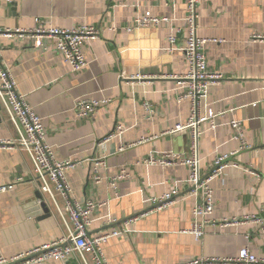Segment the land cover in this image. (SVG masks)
Segmentation results:
<instances>
[{
	"label": "crops",
	"instance_id": "1",
	"mask_svg": "<svg viewBox=\"0 0 264 264\" xmlns=\"http://www.w3.org/2000/svg\"><path fill=\"white\" fill-rule=\"evenodd\" d=\"M150 14L166 18L159 27L134 28L135 19ZM198 35L206 46L208 69L222 79L203 98L201 114H224L217 128L203 125L199 141L203 177L218 157L230 156L228 167L215 178V213L197 239L190 233L197 203L189 195V169L142 163L165 154L189 155L190 134H171L185 124L191 101L179 98L187 84L186 34L171 50L169 37L183 27L187 0H0V29H33L40 21L59 29L93 26L98 38L85 43L88 66L79 73L53 48L0 38L2 59L20 93L42 118L46 142L57 160H80L66 173L72 196L106 203L93 215L90 235L122 229L135 218L131 233L103 246L107 264H189L207 258H230L248 247L264 258V0H199ZM81 98L109 100L92 118L74 110ZM151 105V113L144 104ZM244 125L246 149L229 126ZM118 125L126 129L107 145L99 144ZM20 132L0 101V258H13L68 235L60 209L64 200L40 189L29 154L18 143ZM11 142V145L4 144ZM123 148V150H120ZM104 155L105 177L122 166L131 174L114 194L108 179L94 183L91 160ZM178 190L180 196L155 210L154 199ZM50 210L46 217L42 204ZM66 217V216H65ZM254 218H260L258 224ZM239 220L222 226V220ZM249 219V220H248ZM87 264H97L86 255ZM75 254L47 264H86Z\"/></svg>",
	"mask_w": 264,
	"mask_h": 264
},
{
	"label": "built area",
	"instance_id": "2",
	"mask_svg": "<svg viewBox=\"0 0 264 264\" xmlns=\"http://www.w3.org/2000/svg\"><path fill=\"white\" fill-rule=\"evenodd\" d=\"M198 1L187 0V15L183 27L174 28L169 37L171 50L178 45L179 37L186 34V59L189 63V71L182 79L187 84L185 92L180 100L191 101V114L185 124H178L171 134L189 133L191 136V150L189 155L165 154L160 157H149L142 163L161 166H185L189 169V195L195 197L197 203L193 209V223L190 233L197 239L204 235V226L210 222L209 217L215 213L214 190L212 181L221 176L228 167L237 168V164H229L231 157H218L213 165L212 171L205 177L201 174L199 141L204 134L203 125L210 122L211 128H217V118L224 114L210 112L208 115L201 114L203 98L207 95L212 83L218 82L222 77L211 73L208 69L206 57V46L210 40L198 35ZM164 22H170L166 18L153 17L150 14L139 16L135 19L134 28L159 27ZM100 30L93 26H80L74 29H59L47 26L40 21L33 29H0V38L17 39L25 44L46 49L53 48L71 66L72 72L79 73L88 66V60L84 53L85 43L98 38ZM255 39H264L256 36ZM0 101L6 109L9 119L20 132V138L16 141L19 147L26 151L33 163L36 180L40 184L42 192L49 194L55 201L59 195L65 202L60 209L64 223L68 229V235L60 240L44 244L28 252L13 258H0V264H47L50 261H64L78 254L85 262L86 255H93L97 264H107L104 258L103 246L110 239L128 236L132 232L130 226L135 221L126 220L122 229H114L112 232L103 233L98 236L90 235L92 218L96 210L106 203H96L88 200L80 203L72 196V189L67 180L68 170L81 164L80 160L59 161L56 159L53 147L46 142V130L42 118L29 104L25 95L19 92L17 82L10 70L4 64L0 48ZM109 100H96L81 98L75 102L74 110L80 119L94 117L97 111L107 105ZM144 109L151 113V105L144 104ZM229 126L234 131L235 137L241 142L242 149H246L244 141V125L242 122L232 119ZM123 125H118L114 132L105 140L100 142L103 147L114 138L125 133ZM4 144L11 145V142ZM120 150H123L121 148ZM108 155L97 160H91V176L95 184L99 185L108 179L111 189L118 197L119 183L131 178L127 166H122L119 172L110 178L105 177ZM13 189V186L0 187V194ZM180 196L178 190L152 201L155 210L166 207L175 198ZM66 216V217H65ZM258 224H262L260 218H254ZM249 220V219H248ZM239 220H222V226L238 224ZM87 264V262H86ZM189 264H264V258L255 256L248 247L240 250L239 254L230 258H207L195 260Z\"/></svg>",
	"mask_w": 264,
	"mask_h": 264
},
{
	"label": "water",
	"instance_id": "3",
	"mask_svg": "<svg viewBox=\"0 0 264 264\" xmlns=\"http://www.w3.org/2000/svg\"><path fill=\"white\" fill-rule=\"evenodd\" d=\"M43 203V202H42ZM42 207L44 208V212H45V214H46V217H49L51 214H50V210H49V208L47 207V205H46V203L44 202L43 204H42Z\"/></svg>",
	"mask_w": 264,
	"mask_h": 264
}]
</instances>
